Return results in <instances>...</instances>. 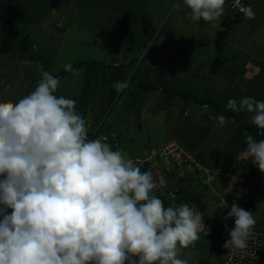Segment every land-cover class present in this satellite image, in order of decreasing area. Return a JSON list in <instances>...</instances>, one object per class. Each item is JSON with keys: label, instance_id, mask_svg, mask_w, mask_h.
<instances>
[{"label": "clouds", "instance_id": "obj_1", "mask_svg": "<svg viewBox=\"0 0 264 264\" xmlns=\"http://www.w3.org/2000/svg\"><path fill=\"white\" fill-rule=\"evenodd\" d=\"M181 3L192 21L213 22L224 14L226 0H177L173 7ZM232 6L255 19L251 5L234 0ZM65 71L79 74L71 64ZM60 84L41 71L32 91L0 101V264H188L182 250L207 234L206 213L197 205L165 206L154 194L152 172L141 171L152 159L159 162L152 151L136 159L142 163L137 166L96 130L97 137L89 139L76 101L56 94ZM130 84L129 78L113 87L121 93ZM227 109L251 114L249 122L264 135V101L245 97L238 107L229 99ZM215 119L219 127L227 122L223 114ZM245 141L242 155L264 174V139L246 134ZM166 159L171 165L164 173L179 170L173 158ZM188 169L183 167L180 178ZM228 218L234 227L223 247L247 249L255 215L234 201Z\"/></svg>", "mask_w": 264, "mask_h": 264}, {"label": "rangeland", "instance_id": "obj_2", "mask_svg": "<svg viewBox=\"0 0 264 264\" xmlns=\"http://www.w3.org/2000/svg\"><path fill=\"white\" fill-rule=\"evenodd\" d=\"M89 1V0H88ZM107 4L111 3L112 8L107 10V6H99L94 7L93 5L86 4V2H82V4H79V0H0V101H3L4 99H11L13 101L21 98L23 95L27 94L28 92L32 91L40 79V73L41 71H47L51 73L53 76L58 77L61 81L60 87L57 91V95H63L68 98H72L75 101H77L80 96V90L82 88V82H83V70H78L79 74H74V72H68L65 71V65L71 64L72 62H76V58L79 56H86L84 54H80L79 48L82 45L81 43H85L88 41V39H79L78 43H75L78 39L77 31H74V28L72 26H80L84 27L86 29L85 31L89 33L93 38L95 39V42H102V44L105 46L100 47V52H103L105 50V53L100 55L102 59L106 61L107 64L113 65V64H127L130 63L132 60L141 59L143 55L150 51L145 56V61H149L154 54V49L157 50L160 54L166 53V54H183L182 58L187 60H193V63H190V65L198 64L199 62L196 61V58H198L197 50H203L205 49L203 45L200 44V40L191 39L192 33L191 31H196V35L200 39H205V27L204 21H192L189 15V10L183 6L181 3V7L179 9H175L173 5L177 2V0H106ZM260 1V2H258ZM54 3L52 9L50 12H46L44 6L47 3ZM251 0H245L244 5L247 6ZM96 4L98 2H95ZM102 3V2H100ZM142 4L143 9L145 10V15L143 18L145 19H151L150 21L155 25L154 27L158 29H162V33H157L153 36V38L149 41L147 48L144 50L143 54H140L139 50H136V46H138V43L140 40H142V35L139 33L141 27L138 25L140 24V8L138 5ZM253 5V7H252ZM264 0H253L251 7L253 8V11L255 12V19L251 20L253 23L247 21V27H251L252 25L256 24V21L260 24H264V12L262 11V8H264ZM36 7L38 12H33V8ZM35 9V8H34ZM40 9V10H39ZM109 12L110 19H105V24L101 23V26H98L97 23L100 22V19L95 18V13L99 12ZM233 11L229 9V6L225 4L224 6V13L225 17L224 19H227V21H236V19H242V16L239 14H233ZM29 13V15H28ZM34 14V15H33ZM73 15L74 18H71ZM238 15V16H237ZM38 17L39 19H34L35 17ZM83 16L85 19H78L79 17ZM88 18V19H87ZM92 18V19H91ZM160 20L159 23H157V20ZM176 20L180 21V26L184 27L183 30L185 31V37L182 39L176 40L168 39L167 36H165L168 33L169 26L175 22ZM103 22V21H102ZM192 22V23H191ZM217 21H213V24H216ZM220 20H218V23ZM187 23H190L187 25ZM211 23V22H209ZM252 24V25H251ZM211 25V24H210ZM220 27V25H219ZM218 26H215V32L217 33L219 30ZM261 28H264L262 26H252L250 30L245 31L243 36H248L251 33V31H256L253 35L256 37L258 42L262 41L263 38L259 34H263V31ZM228 31V29H226ZM98 31L106 32V33H100L98 34ZM242 33V32H241ZM210 34V33H209ZM238 35V33H236ZM90 36V37H91ZM210 36V35H209ZM240 36V39H238L239 45L245 46L249 42V39H242ZM116 38V40H114ZM210 38V37H209ZM226 38V37H224ZM235 39V38H234ZM19 40L21 42L27 43L29 42L31 45L30 49H23L22 47L19 48ZM193 41V42H191ZM210 45H212V41L209 40ZM90 42V41H89ZM257 42V43H258ZM76 44L78 46H75L73 49L72 44ZM72 46V50L68 49V45ZM189 44V45H187ZM226 47L230 50L229 46H225L222 44L221 50H226ZM83 48V47H82ZM213 50H215L214 44L212 45ZM64 49V51H63ZM99 49V48H98ZM151 49V50H150ZM194 51V56L190 55L188 51ZM56 51V53H54ZM23 52L25 56H28L30 53H38L42 56H45L50 54L49 56L52 59V62H50L47 66L44 64L42 60L36 59V61H29L28 58H26L24 55H22V58L25 57V59L28 61L20 62L19 59H16L17 57L20 58V53ZM15 53H19V56L15 55ZM43 53V54H42ZM54 53V54H53ZM79 53V54H78ZM56 54V57L53 58V55ZM192 54V53H191ZM211 50L209 51V54L204 53L203 57L206 59L205 61L208 64V69L211 70V74H209V78L212 79L211 75L213 77L221 76L220 73L222 71L221 64L223 63V58L219 57H210ZM99 56V55H98ZM97 56V57H98ZM172 56V55H171ZM234 56V55H233ZM96 57V54H95ZM157 60V64H162L163 60L165 58L154 56ZM173 57V56H172ZM176 58V57H173ZM180 56L177 57L179 59ZM193 58V59H192ZM219 58V63L216 62ZM238 58V59H237ZM250 58V61L255 62L257 65H261L264 63V58H259L257 56V52H251L248 59ZM16 61H15V60ZM234 61L237 62L239 60L244 59V57H234ZM137 61V60H136ZM184 63L185 60H183ZM78 63V62H76ZM201 64H203V61H200ZM239 63V62H238ZM237 63V66H238ZM166 66H170L171 63L166 58L165 63ZM178 64H183L182 62H179ZM189 64V62L187 63ZM174 67L175 61H173ZM157 68L158 66L155 65ZM232 67V66H231ZM259 67V66H258ZM175 69V70H174ZM198 69V66L195 65L192 67L191 70L192 74L195 75V77L190 80L191 81V87L195 86L198 89H201V76L200 78H197V74H202L203 72ZM174 70L173 72L176 73V68L170 69ZM263 70V71H262ZM59 73H64L63 75H60ZM150 71L144 70V77L147 79L149 76ZM175 80V78H174ZM173 80V81H174ZM255 81V82H253ZM252 81L249 88H246V91L243 92L244 86L240 85L236 87H228L227 90H225V95L227 97L223 98L224 100L231 99H237L241 97H245L248 93L247 97H252L258 101H264V69L259 68L258 73L254 77V80ZM163 83L167 84L170 83L163 81ZM172 83V82H171ZM207 83V82H205ZM210 83V82H209ZM158 87V83H155ZM169 85V84H168ZM95 86V85H94ZM107 86V85H106ZM181 87L171 89H179V91L185 93L183 91L184 85L180 84ZM96 87V86H95ZM188 87V86H187ZM236 87V88H235ZM160 88V87H159ZM190 88L186 89V92H188ZM155 91L154 97L148 96L147 100L138 103V109L139 115H141V122L142 125V134H140V130H138L136 127L137 125V117H135V113L129 114L126 112V102L123 99L119 100V103L117 105L113 104L110 106V109L113 107V110L108 109L107 113L105 114L106 121L102 125L101 128V135L103 137L111 134L110 140H115L117 142V146H113L110 142V146L113 150H122L124 152H127L130 156V158H133L134 160L137 159H144L146 156H148L145 153V149L149 146L152 148V150L148 149L150 152L156 153L155 157L159 161L164 160L159 156V151L161 150V140H162V131L159 129H154L155 127L159 126V119L157 118V113H161L165 107H169V105L165 102V95H162V90ZM252 91V93H250ZM190 93L194 94V89L191 88L189 90ZM238 92H243L240 96ZM255 93L259 94L256 95ZM238 94V95H237ZM161 95V96H160ZM194 96V95H193ZM238 96V97H237ZM173 99H168V102ZM178 100V99H175ZM237 101V100H236ZM77 104V103H76ZM183 107V104H179ZM179 106V107H180ZM227 107V104H225V108ZM171 109V108H169ZM134 111V110H133ZM230 112L235 116L239 117L237 111ZM132 113V111L130 112ZM245 113V112H244ZM178 117H181V110L177 112ZM156 115V116H155ZM200 115V114H199ZM209 115V111H208ZM251 114L246 112V116L243 119L244 122H248V119L250 120ZM215 116H211V118H214ZM247 118V119H246ZM158 119V120H157ZM246 119V120H245ZM94 123V121L92 120ZM123 123L126 125L127 128V134L128 137L131 139H128V137H125L123 135L119 137V132H114V128L117 126H122ZM89 124V123H88ZM91 125V124H90ZM89 125V134L93 133L94 130L90 128ZM94 125V124H93ZM208 130L215 129L212 127V125L208 122ZM239 126V125H238ZM212 127V128H211ZM227 128V127H226ZM139 134L140 136H136ZM225 132H229L228 128ZM242 128L238 127L237 135L233 137V139H236L237 147L232 144L233 146L230 148H224L220 150L219 157L216 159L219 162L223 161V163H220L219 165L215 166V168L211 169L210 166L206 165L207 161L209 160V156L213 153V151L210 148H207L206 146H203L204 150H201L199 152V156H201L204 159V165L195 162L198 166H200L203 171L199 172H192L191 169H188L187 172H183L182 178H178L181 174V169L175 171V175H167L162 174L163 167L161 168L158 164H153L154 167L151 168V172L153 174L154 179L157 182V187L154 189V194L156 196H159L160 194H163V197H159L164 201L165 206H169L170 202H173L171 199H176V190L185 189L186 192H191L193 196H196L199 200V207L202 206V211H207L208 213L212 212L215 214L213 219L219 218L220 215L223 217H227L228 212L231 210V206L233 202L236 199L231 200L229 198L228 204L225 205V209L220 210L219 208L215 209L214 205L217 204V197H220V195H229L231 193V184L233 182H229V179H234L235 176L229 175L226 177V180H222V177L224 178V172L223 167H225V163L228 160V157L231 155L233 151H237L240 149L241 151V138H242ZM241 134V135H240ZM105 135V136H104ZM175 140H179L177 136L171 137ZM118 139H121L118 142ZM182 138L180 137V140ZM183 139H186L183 137ZM109 140V141H110ZM187 140V139H186ZM183 144L187 145L190 148V145L195 146L194 143H187L185 140L182 141ZM146 147V148H145ZM247 147V146H246ZM246 148L244 147V150ZM147 152V151H146ZM239 153V152H238ZM238 159L239 156L237 155ZM151 158V157H149ZM216 161V162H217ZM238 161V160H237ZM250 161V166L253 164ZM151 162V161H150ZM166 162L168 160L166 159ZM240 162V161H238ZM239 167L241 166V163L238 164ZM210 168V169H209ZM236 171H240L238 167H236ZM162 169V170H161ZM248 170V168H246ZM212 172H211V171ZM144 171V170H142ZM145 171H148L147 169ZM204 171H210L212 174V179L208 180V183H201V179H206V174ZM259 171V170H258ZM158 174H162V178H158ZM194 174V175H193ZM223 174V175H222ZM244 177V181L248 184L247 186H244L243 192L245 194H250V179L253 177L256 180V185L254 187H258V181H261V177L257 176L256 172L250 168V172L245 171V173L239 175V177ZM202 177V178H201ZM162 179V180H161ZM242 179V178H241ZM263 179V177H262ZM182 180V181H181ZM203 180V181H204ZM238 181V180H237ZM175 186H179L176 188ZM201 184H206L208 186V190H203V192L199 191V186ZM233 189L240 188L238 186V183H233ZM255 191L254 189H252ZM176 191V192H175ZM239 196H243L242 191L239 189L237 190ZM165 193V194H164ZM179 193V192H178ZM196 198V199H197ZM202 203V205L200 204ZM195 206V205H192ZM243 209H248L249 207L244 208V205L241 207ZM254 208V207H253ZM252 208V209H253ZM201 209V208H199ZM262 208H259L256 210V213H258V220H260L262 217V221L260 223H256L255 228L253 231H260L264 233V216L262 215L264 210L261 211ZM261 211V212H260ZM212 220V219H211ZM219 220V219H218ZM208 222V219L205 220V222ZM230 221H233V218H228L225 220V226L219 229L224 230L225 228H228L229 225H231ZM204 222V223H205ZM206 222V223H207ZM205 223V225H207ZM219 223V222H218ZM219 225V224H218ZM234 225V224H233ZM220 226V225H219ZM218 229V230H219ZM227 232V231H226ZM212 235H215V232H211ZM218 233V231H217ZM202 235V233L200 234ZM229 239V238H228ZM216 240V236H214L210 242V239H208L205 242V245H210L211 243L215 244L214 241ZM210 242V244H209ZM225 242H221L218 245L217 249H215V246L212 245L214 248L208 249L204 248V246H199L197 244V241L195 242V245L192 247H189L188 249H184L185 251H191V249H197L201 254L207 252L210 259L208 260L209 264H221V261L224 259V256L226 255V249L223 247ZM196 246V248H195ZM200 247V248H199ZM220 260V261H219ZM196 263H199V260L196 261ZM205 264V263H204Z\"/></svg>", "mask_w": 264, "mask_h": 264}, {"label": "crops", "instance_id": "obj_3", "mask_svg": "<svg viewBox=\"0 0 264 264\" xmlns=\"http://www.w3.org/2000/svg\"><path fill=\"white\" fill-rule=\"evenodd\" d=\"M230 1L231 0H226L225 4H227L229 6ZM252 1L253 0H251V2L248 5H251ZM244 2H245V0H244ZM258 2H260V1H258ZM252 7H253V5H252ZM262 11L264 12V8H262ZM144 13H145V10H144ZM233 14H235V13H233ZM224 17H225V13L219 18L220 22L218 23V20H217L216 24H213L212 22L211 23H209V22L204 23V25H206L205 34H204L205 39H200L196 35V33H197L196 31H194V30L191 31V33H192L191 39L196 38L197 40H200V44L202 43L201 45H203V47L205 48L202 51L197 50L198 58H196V61H198L199 63L195 64L198 66V69H196V70H199V72L200 71L203 72L202 74H197L198 75L197 78H200V76H201V78H200L201 79V86H200L201 89H198L195 86L191 87V81L190 80L192 79V81H193V78L196 75V73H195V75L192 74V71H194V70H191V69L195 65H190V63H193V60H187L185 58L183 59L182 53L181 54L162 53L160 56H158V54H160V53L154 49L153 51H154V54H156V55H153L149 61L145 62V64L148 65L147 70L150 71L149 75H151V77L154 78L155 74L159 73V70H165L168 74H172V76H171L172 78L170 79L171 82H173V80L175 78V80H174L175 84H173V85L176 88L181 87L180 84L184 85L185 88H183V91L185 92V95L187 97H189L190 99L194 98V97H198L199 100L206 99L207 101L209 99L211 103L217 102L220 98L227 97V95H225V93H226L225 90H227L228 87H234V85L236 87H238V86L242 85V86H244L245 90H246V88H249L252 81L254 80V77L256 76V74L259 71V67H258L259 65L255 64V62H253V61H250V58L248 59V57H249L251 52L256 51L257 56H259V58L260 57L264 58V35L261 33L259 34L260 36H262L263 40L261 42L260 41L258 42L256 37H254V35H253L256 31H254V30L251 31L252 34H250L248 36H243V35H245L243 33L245 31L250 30L252 26L256 27V26H262L263 25V27H264V24H260V23H258V21H256V24H254V25L251 24L252 26L248 28L247 27V21L250 22L251 20H247L243 17L242 19H236V21L231 22V21H227V19H224ZM148 20L150 21L151 19H148ZM159 21L160 20L158 19L157 23H159ZM251 22L253 23V21H251ZM189 24L190 23H187V25H189ZM213 25L218 26V27L220 25L219 30H217L218 31L217 33L215 32V26H213ZM183 28L184 27L180 26V21L176 20L175 22H173L169 26L168 33L165 36H167L168 39H173V38H175L176 40L182 39L186 35ZM226 29H228V31ZM261 29L264 33V28H261ZM236 33H238V35H236ZM240 36H243V37H241L242 39H249V42L247 43V45L242 46V47H241V45H239L237 40L240 39ZM224 37H226V38H224ZM209 40H211L213 42L212 45L214 44L215 50H213L212 45H210V43H209L210 42ZM191 42H193V41H191ZM222 44H224L225 46H229L230 50L226 47V50L222 51L221 50ZM187 45H189V44H187ZM210 50H211V55H210L211 58H213V57H216V58L219 57L220 59L223 58L222 64L219 63V58L216 61V62H218V64H221V68H222V71L220 73L221 76L213 77L211 75L212 79L209 78V76H208L209 74H211V70L208 69V64L205 61L206 59L203 57L204 53L207 52V54H209ZM188 52L190 53L191 56L192 55L194 56V51H191V49H190V51H188ZM171 55L173 57H176V58H173ZM154 56L162 57L165 59L163 60L162 64H157V60ZM178 56H180L179 59H177ZM235 56L239 57V59H240V57H244V59L235 62L234 61ZM166 58L171 63L170 66H166L164 64ZM183 60H185L186 63H184ZM173 61H175V65H176L175 67L173 65ZM200 61H203V64H201ZM179 62H182L183 64H178ZM188 62H189V64H187ZM237 63H238V66H237ZM155 65H157L158 67L156 68ZM173 68H176V71H175L176 73L173 72L175 69L170 70ZM205 82H207V83H205ZM188 88H190V89L193 88L195 91L194 94L189 92L190 89L188 90V92H186V89H188ZM175 90H177V89H175ZM245 90H243V92ZM177 91H179V89ZM156 92H158V91H156ZM161 92L163 95L164 94L163 91H161ZM243 92H238V94L241 95ZM154 94H155V92L148 94V96L150 95V96H152V98H155ZM166 100L168 101V97L165 96V102H166ZM166 103H169L171 105H169L168 108L165 107V111L163 109V111L161 113H157V118L159 119V121H161V123H159V126L154 128V129H159L160 131H162V137L163 138L161 140L160 146L169 142V141L176 142V144L181 148V150L185 154H187L188 157L194 163L198 162V160H202L204 162V159L201 156H199V152L201 150H204L203 146L204 147L206 146L207 148H210L213 151V153L209 156V160L206 163V165L211 166V161H214L217 159V157H219V152L221 149H223V147H224L223 143H225L226 139L232 135H237L236 132H237L239 126L236 122L227 119L226 124L223 127H219L218 122L215 119V117L218 114L213 112L211 107H208L205 104L204 105H198L192 101L184 103L180 99H178V100L173 99V100L166 102ZM179 104H183V107L180 106ZM169 108H171V109H169ZM179 110H181V117H178V114H177V112ZM208 111H209V115H208ZM211 116H215V117L211 118ZM137 121L141 122V115H139V118H137ZM140 122H139V124H140ZM208 122L215 129H212L209 131L208 125H207ZM140 127H141V130L139 133L142 134L144 127L142 129L141 124H140ZM226 127L228 128L229 132H225L227 129ZM116 128H118V131H119L118 136L119 137L122 138V136H120V135L128 137V134L126 132L127 128H126V125L124 123L122 126H117ZM242 135H243V132H242ZM136 136H140V135L137 134V132H136ZM173 136H177L179 138V140H175V139L171 138ZM180 137L182 138L181 139L182 141L185 140L187 143H190V142L194 143L195 146L190 145V148H189L186 144L184 145L183 142H181ZM183 137L186 138L187 140L183 139ZM128 139H131V138L128 137ZM148 149H152V148H150L148 146L145 149L146 154H148L146 152ZM153 164H158L161 166V168L163 167V170L161 169L162 174H163L164 172H167V168H170L169 166L171 165V160L168 159V162H166V160H162L159 162L152 163L151 165H148V167L146 169L148 171H151V168L154 167ZM190 168H191V170H193L192 172H194V170H196V168H194L192 165L190 166ZM251 168L256 172L257 176L261 177V181H258V187L259 188L254 187L256 185V180L252 177L250 179V182H249L250 183V190H249L250 194H245L242 189H244V186H247L248 184L244 180L238 179V181H237V179H229L230 180L229 182L238 183V186L240 187L238 189L240 191H242L243 196H239L238 191H237L238 189H233L234 184L232 183L231 184V186H232L231 187V193L229 195H220V197L215 196V198L217 197L216 199L218 201H217V204L214 205V208L215 209L219 208L220 210L225 209L226 208L225 205L228 204V202H230L229 198H231V200L233 198V199H236L235 202L240 207H242L243 205H244V208L249 207V210L248 209H246V210L251 211L253 213V215H255L257 223H260L263 220L262 219L263 217L260 220H258V218H257L258 213H256V210L259 208H262L261 211L264 210V174H262L260 171H258L259 169L254 165ZM162 174H158V176H159L158 178H162V176H161ZM212 177H211V179H212ZM262 177H263V179H262ZM179 178H180V176L178 178L176 177V179H179ZM243 178L246 179L244 177V175H243ZM222 180L227 181L226 177H224V178L222 177ZM251 183H253L255 185H253ZM198 186H200V185H198ZM252 189H254L255 191H253ZM199 191L203 192V190H199ZM158 197H163V194L159 193ZM224 201H225V203H224ZM200 204L202 205L201 202H200ZM194 205H197V204H194ZM201 207H199V208H201ZM202 209H197V210H199L201 213H206V215H204V222H205V220L208 219V222L207 221H206L207 223L205 222L207 224L206 228H205V232L207 234L205 235L204 233H202L204 238L202 236H200L199 240L197 241V244H199V246L203 245L204 248H208V249L214 248L212 246V245H214L215 249H217L218 245L220 244V241L225 242L229 238V230L232 227H234V225H233L234 224V218H233V221H230V223L231 222L232 223H231V225L228 226V228L221 230L219 228H221V226H223V227L225 226V217L220 215L219 218L217 217V219H219V220L213 219L214 215H215L213 213V211L208 213L207 211H202ZM262 215L264 216V212ZM217 231H218V233H217ZM219 231H220V233H219ZM211 232H215V235H212ZM214 236H216V240L214 241L215 244H213V243L210 244V242ZM208 239H210V242H209L210 245H208V244L205 245V242ZM195 248H196V246H195ZM207 256H208L207 252L201 254L197 249H191V251H185V252H184V250H182L181 258L187 259L188 264H204V263L209 264L208 260L210 258ZM198 260H199V263H196V261H198Z\"/></svg>", "mask_w": 264, "mask_h": 264}, {"label": "trees", "instance_id": "obj_4", "mask_svg": "<svg viewBox=\"0 0 264 264\" xmlns=\"http://www.w3.org/2000/svg\"><path fill=\"white\" fill-rule=\"evenodd\" d=\"M84 1L86 2V4H88V6L93 5L94 7H96V6L98 7V4H99V6H102V5L107 6V10L111 9L113 6V5H111V3L107 4L106 0H89V1L88 0H79V4H82V2H84ZM95 2H98V3L96 4ZM100 2H102V3H100ZM53 5H54V3L49 2L46 5L40 4L39 6H44L45 9L47 10L46 12H50ZM138 7L140 8L139 15L141 16L140 17L141 20L139 21L140 24H138V25L141 27L139 33L142 35V40L139 41L138 46H136V50H139L140 54H143L144 50L148 46L149 41L153 38V36L156 34V32L158 34L159 33L163 34V32H162V29L157 30V28L154 27L155 25L153 23H151L148 19H145L146 17L143 18L145 13H144L142 4L138 5ZM34 8H33V12H38L36 7H34ZM104 11L105 10H103V12L95 13V18L100 19V22L97 23L98 26H101V23L105 24V22H106L105 19H107V18L110 19L109 18V16H110L109 12L107 13ZM28 15H29V13H28ZM71 18H74L73 15L71 16ZM34 19H39V18L36 16ZM78 19H85V18L83 16H81ZM72 27L74 28V31H77V35H78V39L76 41H74L75 43H78L79 39H85V40L88 39V41H86V44L81 43L82 44L80 46L81 48H79V51H80L79 53L84 54L86 56H79L78 58H76V62H78V63L73 61L72 65H71L73 70L74 69L83 70V72H82L83 73L82 88L80 90V96L77 97L79 99L76 101V103H77L76 104V110L83 117H85V119L88 121L89 125L91 124L90 128L93 130H96V134H102L103 132H105V131H103L101 133L100 131H101L102 125L106 121V119L104 118L105 114L107 113L108 109H110L111 105H113V104L117 105L119 103V100L123 99L126 102V104H125L126 105V111L129 114L135 113V117L139 118V112L137 111V109L139 107L138 103H141V102L147 100L148 94L153 93V92L161 89L163 91V93L165 94V96L168 97V99H180L184 103L192 101L198 105H204L205 104L208 107H211L213 112L217 113L218 115L223 114L227 119L236 122L239 125V127L242 128V131H243V135L241 138V151L239 149V150L233 151L231 153V155L228 157L227 162L224 164L225 167H223L224 168L223 172H224V175L229 174V175H235V176H239V175L242 176V174L245 173V171L250 172V168L253 165L250 166L249 159L242 156V152L244 151V147L246 148V146H247L246 141H245V136H246V134H251L257 140H260V139H264V135H259L258 133L261 130L257 129L251 123H246L243 121V119L246 116V111L238 112L239 117L237 118L230 112L229 109H227V107L225 108V104L228 103V100H226V99L224 100L223 98H220L217 102H212V103L210 102L209 99H208V101L206 99L199 100L198 97H194V98L190 99L189 97H187L185 95V93H183L181 91H177L175 89H171L172 87L175 88V86L173 85V84H175V81H173L171 83L170 79L172 78L171 77L172 74H168L165 70H159V73H157L155 71L157 74H155L154 78L151 77V75H149L150 77H147V79H146L144 77V70H146L148 68L147 67L148 65L145 64V62H146L145 56L150 51L146 52L140 60L136 59L137 61L135 60V62H134V60H132L130 63H127V64L109 65L106 63V61L104 59H102L103 58L102 56L105 53V50H103V52H100L101 51L100 47L104 46L102 44V42L101 41L95 42V39L93 38V36H91L89 33H87L85 31L86 29H84L83 26L80 27V26L74 25ZM100 33L103 34L106 32L98 31V34H100ZM114 40H116V38H114ZM75 43L72 44L73 49L75 48V46H78ZM72 46H71V44L68 45V49L72 50L71 49ZM21 47L23 49L27 50V49L31 48V45L29 42L24 43V42H21L19 40V48H21ZM104 48H105V46H104ZM63 51H64V49H63ZM54 53H56V51H54ZM95 54H96V57H95ZM15 55L19 56V53H17V54L15 53ZM22 55H24L23 52L20 53V58H18V57L16 58V59H19L20 62L27 61L25 59V57L28 58L29 61H36V59L42 60L46 66L50 62H52V59L49 56L50 54H48V56L47 55L42 56L41 54H38V53H33V54L30 53L28 56L24 55L25 57H23V58H22ZM100 55H102L101 56L102 58L100 57ZM55 57H56V54L53 55V58H55ZM114 65H117V66H114ZM260 67L264 69V63L259 65V68ZM59 74L63 75L64 73H59ZM129 78L131 80L130 87L128 89H125L121 93H117L115 88L113 87V84L116 81H123V80L129 79ZM163 81H165V82L169 81L170 83L165 84V83H163ZM155 83H158L160 88ZM248 93L246 94L245 97L248 96ZM250 93H252V91H250ZM256 95H259V94L255 93V98L257 97ZM241 99H243V97H241V98L239 97L236 99L238 107H239V102ZM166 102H168V101L166 100ZM166 104L171 105L169 103H166ZM113 107L110 110H113ZM131 111H132V113H130ZM92 120L94 121V123L92 122ZM248 122H249V119H248ZM136 126H137L138 130H141V127H140V124L138 121H137ZM114 129H115L114 132H119L118 128H114ZM110 136H111V134L108 135L109 139L106 142L109 145L111 142V144L114 147L117 146L116 145L117 142H115V140H110ZM96 137L97 136H95L94 138H96ZM233 137H235V135H232L226 139L225 143H223L224 148H230L233 146L232 144H234L237 147L238 142L236 141V139H233ZM119 141H120V139H118V142ZM166 144L167 143L163 144L161 146V148ZM149 150H147V153L150 156ZM237 155L239 156V159H238ZM217 159H218V157H217ZM224 160L219 162V163L217 160L211 161L210 168L211 169L215 168V166L219 165L220 163H223ZM237 160L240 162H238ZM198 162L201 163L202 165H204L202 160H198ZM152 163H155V159H152L151 163H149V164L147 163L144 166H142L141 171L142 170L145 171L146 168L148 167V165H151ZM240 163H241V166L239 167L238 164H240ZM236 167L240 168L239 169L240 171H236V169H237ZM173 168H175V167H173ZM246 168H248V170ZM175 169H173L171 172L165 173V174H167L169 176H171L172 174L175 175V171H176ZM174 186H175V184H174ZM208 186L209 185L201 184L199 186V189L200 190H208ZM178 187L179 186H177V188ZM196 198L197 197L193 196V194H191V192H186L185 189H181V190H179V193L176 194V199H171V200H173V202H170V205L171 204H176V205L188 204L189 206H192L194 204L199 205V200H198V198L197 199ZM201 209H202V207H201ZM219 233H220V231H219Z\"/></svg>", "mask_w": 264, "mask_h": 264}, {"label": "built area", "instance_id": "obj_5", "mask_svg": "<svg viewBox=\"0 0 264 264\" xmlns=\"http://www.w3.org/2000/svg\"><path fill=\"white\" fill-rule=\"evenodd\" d=\"M233 2L234 0H231L229 2V9L233 11L236 14L242 15V13L239 12L238 9L233 8ZM241 4L244 5V0H241ZM245 6V5H244ZM89 139H94V134H89ZM152 155H155L156 153H151ZM159 156L161 158H173L175 160V165L179 169H183L186 165L193 166L196 168L197 172L203 171L201 167L196 165L189 157L185 156L181 150L176 146L175 143L169 142L166 145H164L163 148L159 151ZM137 163V166H140L142 163L139 160H135ZM212 172V171H211ZM210 171H204L206 174V179H201V183H208V180L212 177ZM229 175L226 174L225 177H228ZM235 176V175H232ZM202 178V177H201ZM237 176H235L234 179H236ZM204 180V181H203ZM226 255L224 256V259L222 260L221 264H264V234L259 232H254L252 237L249 238L248 241V247L247 249L241 251V250H235V251H229L226 249Z\"/></svg>", "mask_w": 264, "mask_h": 264}]
</instances>
